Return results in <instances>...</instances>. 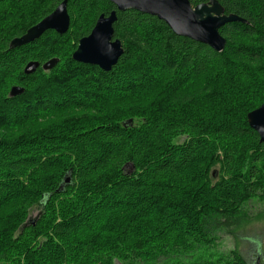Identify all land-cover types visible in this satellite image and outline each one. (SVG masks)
Instances as JSON below:
<instances>
[{
  "label": "trees",
  "instance_id": "obj_1",
  "mask_svg": "<svg viewBox=\"0 0 264 264\" xmlns=\"http://www.w3.org/2000/svg\"><path fill=\"white\" fill-rule=\"evenodd\" d=\"M63 1L0 2V133L25 145L0 138V212L15 201L0 215V264H151V247L169 256L209 248L222 235L239 242L251 221L246 207L264 191V144L248 124L264 104V0H217L244 21L221 31V53L156 17L117 11L114 39L124 53L111 72L60 61L117 10L108 0H70L65 35L49 31L9 49ZM53 58L57 66L45 72ZM30 62L40 68L27 76ZM152 66L159 75L145 80ZM55 82L79 85L63 94ZM15 85L25 93L10 98ZM57 114L73 117L57 123ZM168 181L166 194L160 184ZM35 205L41 216L13 239L14 219ZM218 258L202 264H248L238 247Z\"/></svg>",
  "mask_w": 264,
  "mask_h": 264
},
{
  "label": "water",
  "instance_id": "obj_2",
  "mask_svg": "<svg viewBox=\"0 0 264 264\" xmlns=\"http://www.w3.org/2000/svg\"><path fill=\"white\" fill-rule=\"evenodd\" d=\"M2 1V0H0ZM64 0L56 10L42 21L31 27L23 36L15 38L10 43V50L27 46L40 40L49 31L63 36L71 26L68 3ZM116 8L109 16L101 15L89 36L82 38L72 59L84 65L97 66L104 72H111L124 53L119 40L114 39V24L117 21V11H136L156 17L163 21L172 32L181 37L189 38L209 46L217 53L224 51L226 40L221 31L229 24L244 21L235 15L227 16L217 0L193 7L188 0H108ZM58 59H52L42 66L45 72L52 71L58 64ZM40 68L38 62H30L24 69L25 75L34 74ZM25 89L13 86L9 97L22 96ZM249 126L257 132L260 142L264 144V104L248 115ZM70 179H66L69 183ZM257 245V259L252 264H261L260 246ZM248 264L249 261H248ZM264 264V262H263Z\"/></svg>",
  "mask_w": 264,
  "mask_h": 264
},
{
  "label": "rangeland",
  "instance_id": "obj_3",
  "mask_svg": "<svg viewBox=\"0 0 264 264\" xmlns=\"http://www.w3.org/2000/svg\"><path fill=\"white\" fill-rule=\"evenodd\" d=\"M7 5H10V2L7 3ZM82 6L80 3H76V7H75V11L77 13H79V11H81ZM76 16V15H75ZM85 20L88 22L92 17L86 13L84 15ZM58 40L55 39L54 37H52V42L55 43ZM76 51V49L73 50L72 52H69L68 50H66V54H64L61 60H64V62H69L72 59V56L74 54V52ZM55 59V58H53ZM73 60V59H72ZM233 67V66H232ZM236 69L239 70V66L236 67ZM159 75V69L152 66L149 67L146 70L145 73V80L147 78H149L150 76H157ZM213 78L212 76H209ZM79 83H70V87H67V85L65 84H56L55 82V86L59 87V91L63 90V94H68V90L70 89H76L78 87ZM17 86V85H15ZM21 87V86H20ZM98 95H102L101 92L97 93ZM91 105V104H90ZM93 107V106H92ZM80 115H83L84 112L79 113ZM78 114V115H79ZM76 115V114H75ZM56 120H53L54 122H61L60 120L69 118L71 115H61V114H57ZM73 117V116H71ZM50 123V122H48ZM13 137H6L5 135H3L2 133H0V138H3L6 140L8 146L12 145L14 141L17 140L18 136H16V134H12ZM61 135V134H59ZM25 139V138H24ZM23 139V140H24ZM23 141H18L16 144H13L12 147H16V150H19V148H22L20 146H23ZM25 146V145H24ZM45 147V146H44ZM5 153H1V155H4ZM48 163V162H46ZM61 164V163H58ZM125 172L127 174H131L133 171V166L132 164H128L125 167ZM163 183V182H162ZM162 188H165L166 190V194L169 193L168 188L170 187L171 183L168 181L167 183L164 184H160ZM188 189H190V191H194L198 188L197 183L194 186H186ZM164 191V190H163ZM180 192H189L188 191H184L181 190ZM175 194V193H174ZM181 196V195H179ZM209 195H207L208 197ZM139 201L141 200V198H138ZM173 201V199L169 200V202ZM15 208V201H10L6 203V208L4 209V211L0 212V215L3 214V212H7L12 211ZM161 211L164 214H172L174 213L172 211V207L169 205H163L161 207ZM246 211L249 213L251 221L249 223V225H247L246 227H244V229H242L239 233H238V237H239V242H236L234 238L230 237V236H225L222 235L217 242L214 245H211L209 248L203 247L202 249H198L195 252L193 251H189V252H182V253H176L175 252H171L169 256H162V255H155V249L151 247V250L153 251V256H155L153 259L150 258V260H153V262L151 264H165L169 263L168 261H174L175 263L178 262H186L187 264L189 263H197V264H202L205 263L207 260L208 261H216L218 260L220 255H227L231 250L236 249V247H238V249L240 250V253L243 255V257L249 261L250 264L254 263L257 259V253H258V249H257V245L255 246V244H258L260 246V251H261V261L263 264L264 262V216L262 217L260 214L262 212H264V191L260 192L257 197L252 200L251 202H249L248 206L246 207ZM42 211H40L39 207L37 205L33 206L32 208H30L28 210V214L25 218H18V219H14L16 220V231L14 232V236L13 239H16L17 237H19V234L23 232V229L28 226V224L30 223V221H34L35 219L38 220V218L41 216ZM4 226V225H3ZM3 226L0 227V231H2ZM39 248H42L43 245H45L46 242V238H39ZM162 256V257H161ZM48 257V256H47ZM217 263H219V261H216ZM119 264V263H117Z\"/></svg>",
  "mask_w": 264,
  "mask_h": 264
},
{
  "label": "bare ground",
  "instance_id": "obj_4",
  "mask_svg": "<svg viewBox=\"0 0 264 264\" xmlns=\"http://www.w3.org/2000/svg\"><path fill=\"white\" fill-rule=\"evenodd\" d=\"M22 48V47H21ZM9 49H10V45H9ZM19 49V48H18ZM43 66V65H42Z\"/></svg>",
  "mask_w": 264,
  "mask_h": 264
},
{
  "label": "flooded vegetation",
  "instance_id": "obj_5",
  "mask_svg": "<svg viewBox=\"0 0 264 264\" xmlns=\"http://www.w3.org/2000/svg\"><path fill=\"white\" fill-rule=\"evenodd\" d=\"M3 1V0H2ZM1 2V1H0Z\"/></svg>",
  "mask_w": 264,
  "mask_h": 264
}]
</instances>
